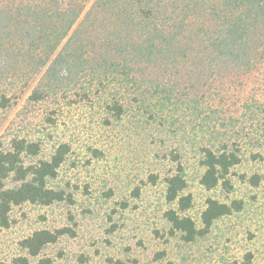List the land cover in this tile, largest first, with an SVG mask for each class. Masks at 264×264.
<instances>
[{
  "label": "rangeland",
  "instance_id": "obj_1",
  "mask_svg": "<svg viewBox=\"0 0 264 264\" xmlns=\"http://www.w3.org/2000/svg\"><path fill=\"white\" fill-rule=\"evenodd\" d=\"M147 73L161 79L164 89L175 90L162 119L147 112L156 110L157 101L147 102L146 111L129 98L115 118L105 109L111 96L83 81L64 87L56 99L30 103L27 96L42 75L23 64L0 81V95L11 105L0 108L4 150L13 136L39 141V155L27 161L36 162L48 160L60 144L69 146L48 185L66 199L13 207L8 228L0 229V264H14L19 257L29 264L42 257L54 264H231L247 253L253 264H264V36L248 66L212 73L207 80L190 67ZM222 145L240 159L230 171L232 189L206 190L199 183L201 148ZM172 154L183 169V195L191 197L182 215L197 229L203 227L208 199L241 203L239 211L215 220L189 243L179 233L171 236L163 217L176 208L165 201V178L177 167ZM63 228L67 233L37 257L21 247L34 232Z\"/></svg>",
  "mask_w": 264,
  "mask_h": 264
},
{
  "label": "trees",
  "instance_id": "obj_2",
  "mask_svg": "<svg viewBox=\"0 0 264 264\" xmlns=\"http://www.w3.org/2000/svg\"><path fill=\"white\" fill-rule=\"evenodd\" d=\"M263 36L264 0H0V81L15 64H23L29 72L42 75L27 96L30 103L56 99L64 87L83 81L96 83L101 93L111 96L105 109L115 118L122 116L129 98L146 111L147 102L157 101L156 110L147 112L162 119L175 90L164 89V82L148 70L190 67L207 80L212 73L248 66ZM9 103L1 94L0 108L10 107ZM8 145L4 150L0 144V229L8 228L13 207L47 206L66 199L48 185L65 160L67 144H60L48 160L36 162L27 161L39 155V141L13 136ZM171 159L177 167L165 178V201L176 208L163 215L171 236L179 233L186 243L193 242L215 220L241 209L237 201L225 204L208 199L201 215L203 227L197 229L182 215L191 197L183 195L186 181L179 156L172 154ZM239 162L225 145L201 148L200 185L231 191L230 171ZM67 231L34 232L21 247L28 256L37 257ZM14 264L29 262L19 257ZM37 264L54 263L42 257ZM107 264L124 263L109 260ZM231 264H253L252 255L247 253Z\"/></svg>",
  "mask_w": 264,
  "mask_h": 264
}]
</instances>
